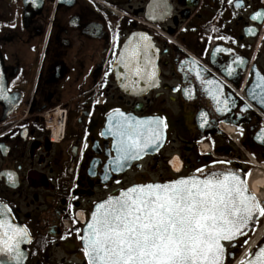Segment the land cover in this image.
I'll return each instance as SVG.
<instances>
[{
  "label": "flooded vegetation",
  "instance_id": "obj_1",
  "mask_svg": "<svg viewBox=\"0 0 264 264\" xmlns=\"http://www.w3.org/2000/svg\"><path fill=\"white\" fill-rule=\"evenodd\" d=\"M135 35L152 74L128 93L115 64ZM58 107L55 143L43 115ZM137 124L165 138L137 130L157 145L125 158L119 133ZM255 167L264 173V0H0V264H88L98 203ZM243 247L229 245L226 264Z\"/></svg>",
  "mask_w": 264,
  "mask_h": 264
},
{
  "label": "snow or ice",
  "instance_id": "obj_2",
  "mask_svg": "<svg viewBox=\"0 0 264 264\" xmlns=\"http://www.w3.org/2000/svg\"><path fill=\"white\" fill-rule=\"evenodd\" d=\"M138 127L119 133L127 135L118 149L125 158L137 157L148 145L140 142ZM248 175L212 173L134 185L109 197L96 206L85 230L88 264H223L221 241L242 234L254 213L264 215L248 192ZM242 264H264V247Z\"/></svg>",
  "mask_w": 264,
  "mask_h": 264
},
{
  "label": "water",
  "instance_id": "obj_3",
  "mask_svg": "<svg viewBox=\"0 0 264 264\" xmlns=\"http://www.w3.org/2000/svg\"><path fill=\"white\" fill-rule=\"evenodd\" d=\"M148 49L149 48H148V44H147L146 40L140 36H136V35L132 36L131 38H129L124 43V45L120 51L119 57H118L116 64H115V71H116V74H117L119 80L122 83V87H123V90L125 92L133 93V92L137 91L138 89L142 90L143 88H145L147 86V83L149 81L148 77L150 76V74H152V71L147 70V64H145L146 63L145 61H147V58H148L149 53H150L149 51H147ZM144 68H145V70H144ZM136 126L137 125H129L128 129L135 128ZM149 128H151V127H148V125H139L137 130L143 132L142 135L144 138H157V137L158 138H165V132H163V130L156 132V130L149 129ZM140 138H142V137H140ZM156 145L157 144H152V145H147V146H156ZM148 148L149 147H146L145 150H147ZM224 175H226V174H224ZM235 175H237V174H235ZM194 178L204 179L205 177H199V176L195 177L194 176ZM241 179H244V178L241 177ZM178 180H180V179H178ZM153 184H155V183H153ZM159 184H165V183H159ZM136 185H144V184H136ZM247 189L251 195L255 196L251 192L248 183H247ZM119 195L120 194L114 195L111 197H116ZM108 199L109 198H107L106 200H104L98 204H103V202L107 201ZM96 206H95L93 212L97 211ZM261 217H262V215H260L259 213H254L253 219L250 220L248 225L241 230L242 234L238 235L232 241H221V243L223 244L224 249H225L224 255H223V264H225L226 259H227V255H228L227 244L232 243L233 245H235L240 238L249 234L256 227V225H257L258 221L261 219ZM91 219H92V215H91L89 222L91 221ZM88 223L86 224V227L84 229L83 237L85 236V230L87 229ZM262 241L263 240H261L260 245L255 250L254 255L247 261L254 260L255 254L259 251V249L261 247H264V243L261 244ZM83 244H84V239H83Z\"/></svg>",
  "mask_w": 264,
  "mask_h": 264
},
{
  "label": "bare ground",
  "instance_id": "obj_4",
  "mask_svg": "<svg viewBox=\"0 0 264 264\" xmlns=\"http://www.w3.org/2000/svg\"><path fill=\"white\" fill-rule=\"evenodd\" d=\"M254 166H257V164H254ZM255 168L257 169H255L248 177V185L251 192L257 197L260 205L264 207V173L262 170L258 169V167ZM262 220V225L257 228L256 232L253 234L244 248V253L242 252L243 254L240 256L241 260L245 259L248 254L257 246L258 242H260L262 233L264 231V215Z\"/></svg>",
  "mask_w": 264,
  "mask_h": 264
},
{
  "label": "built area",
  "instance_id": "obj_5",
  "mask_svg": "<svg viewBox=\"0 0 264 264\" xmlns=\"http://www.w3.org/2000/svg\"><path fill=\"white\" fill-rule=\"evenodd\" d=\"M59 113V116L57 115ZM55 115H57L58 118V124L56 126H54V119H55ZM54 116V117H53ZM67 117L66 111L60 108H57L55 110L54 113H52V115L47 114L45 115V121H46V126L48 128V130L50 131V135L52 137V140L54 142H58L60 141V139L62 138V134L64 132L65 129V119ZM53 123V124H52ZM56 128H58V131L56 133Z\"/></svg>",
  "mask_w": 264,
  "mask_h": 264
},
{
  "label": "rangeland",
  "instance_id": "obj_6",
  "mask_svg": "<svg viewBox=\"0 0 264 264\" xmlns=\"http://www.w3.org/2000/svg\"><path fill=\"white\" fill-rule=\"evenodd\" d=\"M55 116H56V115H55ZM56 117H57V116H56ZM262 223H263V220H262V219H261V220H259V221H258V224H257V227L261 226V225H262ZM256 230H257V229H256ZM255 232H256V231H255ZM253 234H254V233H253ZM251 235H252V234H251ZM251 235H250V236H251ZM252 236H253V235H252ZM252 236H251V237H252ZM250 239H251V238H250ZM241 241H243V242L245 243L246 239H245V238H243V239H241Z\"/></svg>",
  "mask_w": 264,
  "mask_h": 264
}]
</instances>
